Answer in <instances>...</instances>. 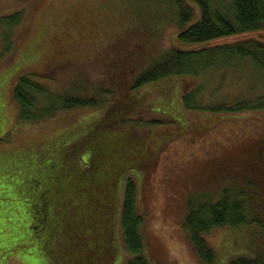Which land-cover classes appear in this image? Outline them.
<instances>
[{
  "label": "trees",
  "instance_id": "16d2710c",
  "mask_svg": "<svg viewBox=\"0 0 264 264\" xmlns=\"http://www.w3.org/2000/svg\"><path fill=\"white\" fill-rule=\"evenodd\" d=\"M160 1L171 15L169 18L160 16L158 13L162 10L156 7L152 17L148 15L138 20L131 33L135 35L132 40H127L131 34L118 36L112 48L105 49V54L96 51L94 62L99 64L96 83L82 78L79 69L63 91L51 87L54 79L44 83L40 81L44 77L29 69L15 79L11 99L18 107L21 121L39 123L77 109L100 110L86 128L67 130L54 135L49 146L40 145L41 149L36 148V156L26 145L14 151L0 152V175L23 197L20 200L23 206L18 202L10 209L21 207L29 218L26 229L30 230V238L22 247H28L30 241L36 243L54 264H109L112 261L117 264L116 225L121 230V244L129 252L125 264H172V252L186 259L184 262L177 259L176 264H218L205 239L212 229L264 227V119L246 116L264 110V96L201 107L198 105L201 99L198 86L193 90L184 87V91L180 87V95L172 91L174 96L167 98L165 106L159 104L154 109L175 118L171 127H164L169 129L167 134L184 133L188 128L181 112L174 109V104L181 100L185 110L204 122L200 125L202 128L220 123L217 134L232 131L234 124L230 122L243 125V121L250 120L245 122L244 131L249 130V134L257 136L261 146L243 154L238 149L246 135L231 133L226 136L229 144H221L215 150L213 146L201 147L202 151L205 149L202 162L208 165L204 169L194 162L197 155L192 150L182 156L183 149H177L186 161L183 166L176 164L177 168L173 169L177 172L162 168L166 174L160 173L157 187H166L176 179H183L182 184L190 188L181 191L185 195L182 206V200L174 197L182 210L177 220L181 244L177 238L166 241L153 230L148 234L144 232L143 226L149 225L151 216L171 211L177 203L167 196L161 204L158 198L157 202L147 198L148 204L137 208L143 186V173L138 169L151 158V151L156 153L154 142L160 141L153 137L155 131L151 130L162 123L159 118L145 121L134 118L139 101L146 99L140 90L151 84L166 90L171 86L168 84L181 75H197L192 65L201 54L212 51H232L250 59L264 72V38L261 37L264 33V0H157V5ZM120 6L123 11L122 3ZM23 17L20 10L0 16V36L6 43L2 48L4 53L11 50L16 28L22 24ZM113 17L107 14L103 20L112 21ZM160 19L175 25V44L152 58H148L149 53L139 54L132 48L133 42L141 46L144 34L149 42L148 33ZM73 26L79 27L77 19ZM107 27L110 29L111 23ZM43 31L29 46L33 56L44 43L46 33ZM113 36H117V31L110 32L108 39ZM61 37L58 38L67 45V40ZM106 54L108 57L104 58ZM32 57L24 56L20 65H12V71L26 67ZM117 66L120 67L117 68L119 74ZM6 77L8 75L4 79ZM18 157L24 158L22 169L25 171L20 172V181L14 182L11 179L18 173L14 160ZM221 159H225V164L217 168L214 164ZM211 165H214L213 169H210ZM196 167L202 170L196 171ZM149 172L154 173V170ZM198 173L206 174L207 180L204 184L191 186L196 182L195 176L202 175ZM215 174H218L219 186L211 180ZM172 189L169 187L168 192L175 193L176 189ZM8 192L1 191L0 195L6 196ZM142 208L148 211V219ZM187 244L190 250L185 253ZM228 264H262V261L241 257Z\"/></svg>",
  "mask_w": 264,
  "mask_h": 264
},
{
  "label": "rangeland",
  "instance_id": "374dc122",
  "mask_svg": "<svg viewBox=\"0 0 264 264\" xmlns=\"http://www.w3.org/2000/svg\"><path fill=\"white\" fill-rule=\"evenodd\" d=\"M120 3H122L123 11L120 9L121 6L119 7ZM159 3L157 5V0H0V16L18 10L24 13L22 24L16 28L13 46L9 52H3L2 48L6 43L0 36V152L21 149V146L26 145L27 149L31 148L32 155L36 156V148L41 149L40 145L49 146L50 140L54 135H60L67 130H76V128L78 130L84 129L95 115L97 114L96 116H98L100 113L99 108L96 110L85 108L59 113L51 119L39 123L21 121L18 117V107L11 99V93L15 79L22 71L29 69L32 73L44 77L40 79L44 83H50L54 79L51 87L56 91L66 89L71 77H74L73 73L78 69L81 71L80 75L82 78H86L89 82L95 81L96 83L99 80L97 77L98 69H96L99 64L94 62L96 51L99 50V52L103 53L105 49L108 50V46L112 48L118 36L131 34L138 20L141 18L145 19L148 15L152 17L156 7L162 10L158 13L160 16L169 18L171 15L167 12L165 4H163V1ZM107 14L114 15L112 21L106 20L104 22L103 19ZM121 15L123 17L118 22ZM76 19L81 28V33L78 30L79 27L73 26ZM168 22L160 19V23L154 24L148 33L150 35L148 37L150 39L149 42H147L146 34L142 36L141 46L143 49L140 48V45H136L135 42H133L132 48L138 51L139 54L145 55L149 53L150 57L148 56V58H152L151 56L174 45L176 27L172 22ZM108 23H111L110 29H107ZM84 25L85 27L83 28ZM42 29L46 33L44 43L40 46L39 53L33 56V53L32 55L29 53L31 52L29 46L32 43V39L37 37ZM1 31L0 27V33ZM112 31H117V36L108 39L109 33ZM134 36V33L131 34L130 38L127 37V40H132ZM58 37H61L62 40H67L68 44L62 43ZM261 37L264 38V33ZM48 39H50L49 42ZM24 56L33 57L29 60V63L27 62L26 67H20L16 71H12L14 69L12 65H20L19 63H21V59ZM106 57H108L107 54L104 55V58ZM192 67L197 75L186 74L179 76L177 79L175 78L172 83L168 84L171 85L169 86L170 90H164V88L158 87L156 84L142 88L140 90L141 95L146 99L139 101L138 110L134 113V118L137 121L154 118L162 120V123L159 124L160 127L154 126L151 130L155 131L153 137L160 141L154 142L157 146L156 153H153L154 150L151 151V154H153L151 158L145 162L144 166H139L140 169H138L143 173V186L137 208L141 205L145 207V203L148 204L147 198H153L156 202V198H158V202L161 204L167 196L170 201L177 203L174 205L175 209L168 210V212H164V214L159 216H151L149 225L146 223L143 226L144 232L148 234L153 230L154 233L163 236L166 241H172V239L177 238L176 240L180 244L177 220L180 219L182 210L174 197L177 196V199L182 200L180 201L182 206L185 195L181 191L188 186L182 184L183 179H176L174 182L167 184L166 187L161 185L158 188L159 175L164 173L162 168H170L172 171L177 172L173 168H177L175 167L177 165L183 166L185 158L182 156L187 154V150H192L197 155L194 162L200 168H205L208 166L202 162L205 149L202 151L201 147L213 146L215 150L221 144H229L226 136L231 133L236 136L246 135L238 149L243 154L244 152L256 151L257 147L261 146L258 143L260 139L257 136L249 134V130L244 131L247 125H245V122L250 120L243 121V125L230 122V124H234L232 131L230 130L226 134H217L219 133L218 128L221 127L220 123L202 128L200 125L204 122L195 119L193 112L185 110L181 100L174 104V109L181 112L183 119H185L184 121L188 123V128L185 132L183 131L184 133L167 134L169 129L164 127H171L173 124L171 121L175 118L171 115L168 116L169 114H167V118L162 112L157 113L154 109L159 104L164 107V104L168 101L167 98L174 96L172 91L174 93L177 91L178 95H180L181 90H185L184 87L186 90H193L199 86L201 99H199L200 103L198 105L201 107H216L218 104L230 103L236 99L254 100L257 97L264 96V72L262 69L250 59L240 57L232 51H212L201 54ZM117 68L120 67H116V72L118 73L119 69ZM127 71L129 70L127 69ZM6 75L8 77L4 79ZM180 87L183 88L179 90ZM196 114L200 115L198 112ZM246 116H250L249 118L252 119L254 117L264 119V110L253 111L246 114ZM191 120H194V122H191ZM188 146H190L189 149H187ZM180 147L184 152L182 156L179 154L180 151L179 153L176 152ZM19 158L21 157H18L17 161L14 160L16 167H18V173L14 174L15 176L11 179L14 182L20 181V172L25 171L22 169L25 166V160H22L24 158ZM189 162L187 165L191 166ZM224 164L225 159H221L216 161L214 165L219 168ZM214 165H211L210 169H213L212 166ZM200 168L196 167L195 170H202ZM149 170H154L156 174L150 173ZM198 174L202 175H196V182L191 183V186L197 185V183L204 184L207 180L205 176L207 173ZM217 177L218 174H215L211 180L214 179V182L218 183L219 186ZM171 186L173 187L172 190L176 189L175 193L168 192ZM218 186L215 185L216 188ZM191 189L196 188L192 187ZM1 191L9 192L6 196L2 197L0 195V264H54L38 249L36 243L30 241L28 247H22V244H26V240L30 238V230L26 229L29 227V218L23 213L21 207L17 206L14 210L10 208L12 205L21 202L20 200L23 197H21V193L17 189L15 191L14 185L9 180L4 179V176L0 175V193ZM145 210L143 209V214L148 219V211L146 210L145 212ZM115 233L119 243V250L116 255L118 258L117 264H125L129 259V252L121 244L119 225H116ZM205 239L208 246L213 249L216 263L218 264H228L231 260L241 257L258 259L264 264V227L254 226L236 229L217 227L206 234ZM6 247L10 248V250L4 249ZM189 250V244L185 245V253H188ZM172 253L170 254L172 264H176L177 259H183L182 262L186 260L184 257H179Z\"/></svg>",
  "mask_w": 264,
  "mask_h": 264
}]
</instances>
